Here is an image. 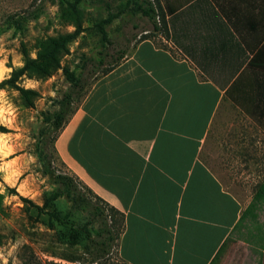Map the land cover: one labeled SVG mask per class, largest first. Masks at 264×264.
<instances>
[{
  "label": "crops",
  "instance_id": "1",
  "mask_svg": "<svg viewBox=\"0 0 264 264\" xmlns=\"http://www.w3.org/2000/svg\"><path fill=\"white\" fill-rule=\"evenodd\" d=\"M160 1V41L95 79L55 151L122 213L116 264H264L262 220L201 156L222 105L264 131V0Z\"/></svg>",
  "mask_w": 264,
  "mask_h": 264
},
{
  "label": "rangeland",
  "instance_id": "2",
  "mask_svg": "<svg viewBox=\"0 0 264 264\" xmlns=\"http://www.w3.org/2000/svg\"><path fill=\"white\" fill-rule=\"evenodd\" d=\"M122 1L111 0V10L116 11ZM153 1L161 6L160 0ZM80 8L83 30L68 43L67 52L61 55L60 67L49 76L19 79V85L38 92L32 104L25 103L13 87L0 89V125L6 129L0 131V264H21L28 251L41 264L117 262L116 241L108 249L101 245L104 223L110 224L111 219L107 206L96 199L57 156L54 140L59 128L55 116L59 102L68 98L70 104L64 120L102 75L103 68L125 55L135 43L144 37L158 42L160 37L159 31L153 28V21L129 9L104 26L110 42H103L95 24L106 17L105 6L84 0ZM60 13L58 0H0V80L9 76L12 68L23 64L22 44L33 57L39 40L74 29ZM16 17L22 20L21 28L13 23ZM155 21L162 32L160 12ZM63 67L80 79L84 85L82 90L65 78ZM201 156L227 190L249 203L248 207L252 206L246 216L261 219L264 224V190L259 189L264 185V131L222 105ZM10 171L12 180L8 179ZM58 174L72 176L91 205L103 210L102 215H94L82 206L73 207L64 195L49 202L44 212H39L34 205H43L47 195L58 186ZM68 211L67 223H60L47 214L54 212L61 216ZM114 216V230L119 231L121 217ZM85 223L88 235L80 229ZM72 225L79 229L74 243L70 237ZM261 228L263 231L264 225Z\"/></svg>",
  "mask_w": 264,
  "mask_h": 264
},
{
  "label": "trees",
  "instance_id": "3",
  "mask_svg": "<svg viewBox=\"0 0 264 264\" xmlns=\"http://www.w3.org/2000/svg\"><path fill=\"white\" fill-rule=\"evenodd\" d=\"M84 0H58L60 4V17L74 26V29L69 32L58 33L56 35L48 36L44 39L39 40L36 47L35 56H30L27 47L22 44L21 45V53L23 55V64L19 67L12 68L9 76L0 80V89L5 86H10L15 88L20 96L23 98L25 103L31 105L33 102V98L38 95V92L34 89L25 88L18 84V81L21 77L27 76H49L55 69L60 67V58L61 55L68 50V43L73 40L77 34H79L82 30V19H83V11L80 8V3ZM94 2L102 3L106 10V17L98 20L95 24L97 29L101 34V39L103 42L109 43L110 39L105 30V25L111 22L113 19L119 17L122 13L127 10H131L135 13H140L143 16H146L149 20L153 21V28L156 31L160 30L158 23H156L155 18L160 12L162 19V28L165 26L164 22V10L156 0L158 6L154 4L153 0H124L119 3L116 11L111 10V0H89ZM13 23L17 28H21L22 20L20 17L13 18ZM147 38V37H144ZM143 38V39H144ZM124 55H120L116 60L112 63L108 64L103 68L102 75L109 72L115 65L118 64L119 60ZM65 78L70 82L72 86H77L81 90L84 88V85L80 82V79L74 74V72L66 67L62 69ZM234 102H237L235 99H232ZM259 104L256 105V120L264 123V97L258 99ZM238 103V102H237ZM59 110L55 116V122L60 130L62 120L64 115L67 114L70 100L65 98L59 102ZM240 106H243L241 103H238ZM244 107V106H243ZM252 114V113H251ZM6 129L0 125V131H5ZM57 136V135H56ZM56 138V137H55ZM58 186L47 195L44 200L43 205H34V207L39 212H44V207L48 205L49 202L56 199L59 196H66L70 199L73 207H85L89 208V210L93 211L94 215H102L103 210L98 205H91L89 199L84 195V193L78 188L74 178L67 174H58L57 175ZM259 189L264 190V185H261ZM13 190V189H12ZM261 191V193L263 192ZM95 195V194H94ZM257 196H260V193H257ZM95 198L99 201L103 202L105 206H107L110 214V224L104 223L103 234L100 235L101 245H104L105 248L108 249L112 242L118 238L119 231L114 230V224L116 223V219L114 214H119L122 220V213L116 210L114 207L109 205L107 202L102 200L100 197L95 195ZM23 200H28L23 198ZM91 206V208H90ZM252 206L247 207L249 209ZM46 212V211H45ZM49 218H54L60 223H67L69 217V211L65 212L63 215L59 216L57 213L48 212ZM51 220V219H50ZM113 227V228H112ZM117 228V227H116ZM115 228V229H116ZM71 232L70 237L72 238V243L75 242V234L79 229L76 226L70 227ZM86 235H88L87 224L85 223L80 228ZM21 264H41V262L35 257V255L28 251V254L22 259Z\"/></svg>",
  "mask_w": 264,
  "mask_h": 264
},
{
  "label": "bare ground",
  "instance_id": "4",
  "mask_svg": "<svg viewBox=\"0 0 264 264\" xmlns=\"http://www.w3.org/2000/svg\"><path fill=\"white\" fill-rule=\"evenodd\" d=\"M0 75H1V74H0ZM8 166H9V168H10V165H8ZM7 168H8V167H7ZM8 171H9V170H8ZM12 171H13V169H12ZM12 171L9 172V176H8V179H9V180H12V179H13V178H12V177H13V174L11 173ZM13 172H14V171H13Z\"/></svg>",
  "mask_w": 264,
  "mask_h": 264
}]
</instances>
